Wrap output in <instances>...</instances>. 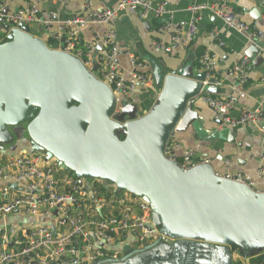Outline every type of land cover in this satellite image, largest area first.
<instances>
[{"label": "water", "instance_id": "95a60500", "mask_svg": "<svg viewBox=\"0 0 264 264\" xmlns=\"http://www.w3.org/2000/svg\"><path fill=\"white\" fill-rule=\"evenodd\" d=\"M252 12L260 20L258 9ZM253 53L248 58L256 65L263 58ZM151 66L160 93L138 117L78 58L19 25L0 46V149L12 152L24 142L58 169L108 181L151 206L160 239L102 264H234V248L243 257L264 251V193L245 180L218 177L209 164L183 171L165 157L171 135L188 128L207 142L234 143L235 131L218 121L213 124L221 129L205 130L191 103L218 93L215 79L193 76L190 66L170 73ZM22 127L29 142L13 133Z\"/></svg>", "mask_w": 264, "mask_h": 264}, {"label": "built area", "instance_id": "2783aa9c", "mask_svg": "<svg viewBox=\"0 0 264 264\" xmlns=\"http://www.w3.org/2000/svg\"><path fill=\"white\" fill-rule=\"evenodd\" d=\"M35 1H24L13 12H5L0 7V24L4 26L0 28V46L7 42L13 29L19 25L27 26L31 35L48 46L56 43L57 50L78 58L117 98H124L125 104L132 100L139 85L148 87L153 78L145 64L133 55L129 56L132 66L129 77H125L118 67L120 51L113 25L121 13L135 12L140 20L149 15L159 21L164 19L157 32L166 35L168 40L157 38L152 42L158 54L175 57L176 48L191 44L197 34V18L186 27L173 28L166 2L116 0L112 9H97L87 4L81 16L54 27V22L40 12ZM60 1L63 4L69 2ZM188 10L192 14L209 10L227 27L239 32L249 31L241 14L227 0L194 3ZM97 26H106L107 29L99 32L95 29ZM86 28H91L90 40L81 38L80 32ZM258 35L260 38L264 36ZM210 36L217 38L215 31ZM219 45L222 46L223 42L220 41ZM259 54L264 58V49ZM201 62L206 81L215 79L218 58L204 50ZM227 78L233 84L245 85L249 80L246 61L234 63L227 71ZM198 102L211 110L213 121L231 130L256 124L261 118L259 111L249 109L234 114L233 97L218 99L200 94L191 101L193 105ZM119 111L118 104L116 113ZM175 134L171 135L165 149L167 160L175 162L183 171L210 163L207 158H197L194 151L182 148L175 141ZM18 144L21 148L24 142ZM261 160L257 172L264 180V148ZM228 168L226 161L225 170ZM216 175L227 180L244 181L240 175L217 172ZM23 218L31 219L32 223H24ZM160 237L159 232L152 229L151 206L142 198L127 191L119 192L108 181L77 178L73 173L58 169L54 162H45L44 155L30 154L28 147L22 148L18 154H0V264L118 262L126 251H142ZM232 253L234 264H264V251L250 257H243L236 248Z\"/></svg>", "mask_w": 264, "mask_h": 264}, {"label": "crops", "instance_id": "0c3cea01", "mask_svg": "<svg viewBox=\"0 0 264 264\" xmlns=\"http://www.w3.org/2000/svg\"><path fill=\"white\" fill-rule=\"evenodd\" d=\"M24 1L28 0H0V7L7 12H13ZM35 1V0H32ZM208 0H152L154 3L166 2L171 13V23L173 28L186 27L194 18L198 19L197 34L195 40L187 46H178L175 57L158 54L152 47L154 39L160 38L168 40L164 34L157 32L162 20H157L149 15L144 20H140L135 12H123L113 25L120 54L117 58L118 67L125 77H129L132 66L129 56L133 55L142 61L147 71L152 75V66L147 59H156L165 72L179 70L184 66H190L192 75L203 73L202 62L196 55L199 50H208L218 58V66L215 72L216 84L219 89L214 94L215 98L224 99L233 97L235 108L233 113L238 114L244 109L259 111L261 118L256 124L234 129V143L223 141L207 142L205 139H198L192 128H188L183 133L175 134V141L184 149L194 151L196 157L207 158L212 169L219 173H228L235 176L240 175L257 192H264V180L258 177V168L262 162L261 154L264 148V58L254 65L253 60L248 58L254 56L253 51L260 52L264 49V36L260 38L258 33L264 35V1L256 3L253 0H227L234 10L241 14V19L249 26V31L239 32L227 27L219 18L214 16L209 10H202L192 14L188 8L194 3H206ZM42 14H46L57 27L63 21L81 16L85 12V5L92 4L94 8L112 9L116 0H69L63 4L60 0H46L36 2ZM258 9L260 20L253 18L252 11ZM99 32L107 29L106 26H97ZM216 32L217 38L210 36ZM84 40L91 39V28H86L80 32ZM222 41L223 45H219ZM257 56H260L258 54ZM246 61L249 67V80L245 85L233 84L227 78V71L237 62ZM218 83V84H217ZM160 89L153 83L144 87L139 85L131 101L136 108L137 116H143L155 104ZM203 121L205 130H219L221 128L213 124L212 112L204 104L198 102L194 106ZM223 129V128H222ZM229 130L228 128H226ZM23 147L10 151L4 149L2 155L18 154ZM229 163V168L225 170V162ZM24 223H32L29 218H24Z\"/></svg>", "mask_w": 264, "mask_h": 264}, {"label": "rangeland", "instance_id": "374dc122", "mask_svg": "<svg viewBox=\"0 0 264 264\" xmlns=\"http://www.w3.org/2000/svg\"><path fill=\"white\" fill-rule=\"evenodd\" d=\"M0 28H4V26L2 25V24H0ZM163 56H165V55H163ZM168 57V56H167ZM157 60L156 59H147V62H149L150 64L151 63H155ZM118 100H119V104L120 105H123V103L125 104V102H126V100H124V98H122V97H118L117 98ZM20 131H22V133H25L24 134V136L23 137H25L26 139H27V142H29L28 141V136H27V134H26V132H25V127H22V128H17V129H14L13 130V133L16 135V134H18V136H21V132ZM29 144V143H28ZM24 219V218H23ZM9 224H11V221L9 220V222H8Z\"/></svg>", "mask_w": 264, "mask_h": 264}, {"label": "trees", "instance_id": "16d2710c", "mask_svg": "<svg viewBox=\"0 0 264 264\" xmlns=\"http://www.w3.org/2000/svg\"><path fill=\"white\" fill-rule=\"evenodd\" d=\"M203 53V50H199V52L197 53L196 57L198 60H201V55ZM212 97H215V95H211ZM25 133H22L21 136H24Z\"/></svg>", "mask_w": 264, "mask_h": 264}, {"label": "flooded vegetation", "instance_id": "af4514ba", "mask_svg": "<svg viewBox=\"0 0 264 264\" xmlns=\"http://www.w3.org/2000/svg\"><path fill=\"white\" fill-rule=\"evenodd\" d=\"M21 133H22V131H20ZM16 135H18V134H16Z\"/></svg>", "mask_w": 264, "mask_h": 264}]
</instances>
